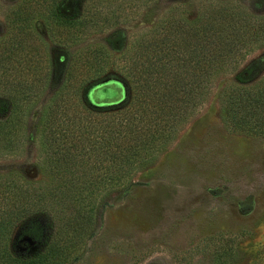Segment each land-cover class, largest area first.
<instances>
[{"label": "rangeland", "instance_id": "374dc122", "mask_svg": "<svg viewBox=\"0 0 264 264\" xmlns=\"http://www.w3.org/2000/svg\"><path fill=\"white\" fill-rule=\"evenodd\" d=\"M219 1L264 14V0ZM201 3L0 0V37L11 31L25 36L36 56L43 46L48 62L31 106L29 137L17 154L0 157V173L39 178L36 165L46 163L38 158L41 138L35 128L42 130L41 112L69 81H78L64 93L70 100L114 79L122 85L118 105L131 103L135 52L145 49V39L162 28L169 12L190 18ZM56 12L83 19L87 27L69 38L66 27L53 22ZM21 15L27 17L21 20ZM252 65L257 81L264 74V47L251 51L238 70ZM231 80L232 74L218 76L155 158L135 167L128 184L99 202L83 246L66 264H264V135L233 131L222 123L219 93ZM39 221L49 228V221ZM25 231L15 232L18 253L40 248L37 232Z\"/></svg>", "mask_w": 264, "mask_h": 264}, {"label": "trees", "instance_id": "16d2710c", "mask_svg": "<svg viewBox=\"0 0 264 264\" xmlns=\"http://www.w3.org/2000/svg\"><path fill=\"white\" fill-rule=\"evenodd\" d=\"M201 1L190 18L169 12L145 49L135 52L128 105H118L122 85L114 79L70 100L64 93L78 82L71 80L51 97L40 115L42 130L35 128L38 158L46 163L36 165L39 178L0 173V264H66L83 246L99 202L155 158L221 74H232L219 93L224 126L264 135V74L254 81L255 66L238 70L251 51L264 47V14ZM56 14L53 22L66 27L69 38L87 27L83 19ZM34 49L13 31L0 37V157L23 149L31 106L47 77L45 49L38 56ZM40 219L49 221L47 230ZM23 227L37 232L40 248L17 252L14 236Z\"/></svg>", "mask_w": 264, "mask_h": 264}]
</instances>
